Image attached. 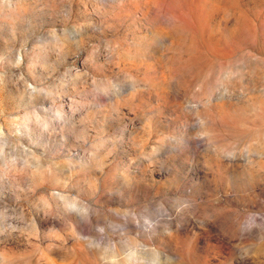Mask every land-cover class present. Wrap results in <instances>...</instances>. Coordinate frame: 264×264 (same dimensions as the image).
<instances>
[{"label": "rangeland", "instance_id": "obj_1", "mask_svg": "<svg viewBox=\"0 0 264 264\" xmlns=\"http://www.w3.org/2000/svg\"><path fill=\"white\" fill-rule=\"evenodd\" d=\"M0 264H264V0H0Z\"/></svg>", "mask_w": 264, "mask_h": 264}]
</instances>
